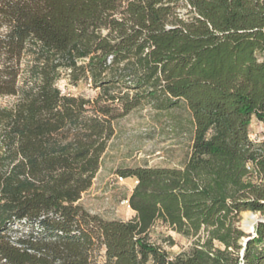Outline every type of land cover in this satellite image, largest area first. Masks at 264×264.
Here are the masks:
<instances>
[{
    "label": "trees",
    "instance_id": "trees-1",
    "mask_svg": "<svg viewBox=\"0 0 264 264\" xmlns=\"http://www.w3.org/2000/svg\"><path fill=\"white\" fill-rule=\"evenodd\" d=\"M0 98V264H264V222L245 246L237 225L264 219V0H0ZM181 102L186 162L117 172L128 221L87 211L115 123ZM158 223L191 248L170 258Z\"/></svg>",
    "mask_w": 264,
    "mask_h": 264
},
{
    "label": "rangeland",
    "instance_id": "rangeland-1",
    "mask_svg": "<svg viewBox=\"0 0 264 264\" xmlns=\"http://www.w3.org/2000/svg\"><path fill=\"white\" fill-rule=\"evenodd\" d=\"M181 14L185 10H180ZM57 88L64 95L92 99L97 91L89 85L75 86L63 79ZM11 98H0V107L12 103ZM263 126L254 118L249 126V138L261 141ZM193 124L191 115L183 102L179 107L165 112H156L149 107L136 109L115 123V135L103 156L100 170L85 192L80 204L91 214L107 220L128 221L134 213L127 204L136 181L121 179L117 172L135 167H181L189 157L192 144ZM260 214L243 212L237 225L246 234L254 227ZM150 240L173 258L188 251L193 240L185 238L158 223L150 232Z\"/></svg>",
    "mask_w": 264,
    "mask_h": 264
},
{
    "label": "water",
    "instance_id": "water-1",
    "mask_svg": "<svg viewBox=\"0 0 264 264\" xmlns=\"http://www.w3.org/2000/svg\"><path fill=\"white\" fill-rule=\"evenodd\" d=\"M262 222H264V219H263L262 216H260V217L255 221L254 226L257 225L258 223H262ZM248 234L251 235V237H250V238H247V239H244V240L242 241L243 246H245L246 243H247V241H248L249 239H251V238L254 236V227H251V229H250V231L248 232Z\"/></svg>",
    "mask_w": 264,
    "mask_h": 264
},
{
    "label": "built area",
    "instance_id": "built-area-1",
    "mask_svg": "<svg viewBox=\"0 0 264 264\" xmlns=\"http://www.w3.org/2000/svg\"><path fill=\"white\" fill-rule=\"evenodd\" d=\"M122 179V178H121Z\"/></svg>",
    "mask_w": 264,
    "mask_h": 264
}]
</instances>
